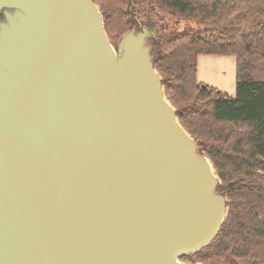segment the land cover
<instances>
[{"label": "water", "instance_id": "water-1", "mask_svg": "<svg viewBox=\"0 0 264 264\" xmlns=\"http://www.w3.org/2000/svg\"><path fill=\"white\" fill-rule=\"evenodd\" d=\"M0 264H203L219 178L147 40L93 0H0Z\"/></svg>", "mask_w": 264, "mask_h": 264}, {"label": "trees", "instance_id": "trees-1", "mask_svg": "<svg viewBox=\"0 0 264 264\" xmlns=\"http://www.w3.org/2000/svg\"><path fill=\"white\" fill-rule=\"evenodd\" d=\"M93 1L115 46L127 30L147 26L142 20L145 2L211 30L206 35L181 32L148 38L164 94L210 160L220 181L217 190L227 198V215L213 240L180 259L264 264V0ZM240 19L247 22L234 23ZM202 54L234 56V96L198 82Z\"/></svg>", "mask_w": 264, "mask_h": 264}, {"label": "rangeland", "instance_id": "rangeland-1", "mask_svg": "<svg viewBox=\"0 0 264 264\" xmlns=\"http://www.w3.org/2000/svg\"><path fill=\"white\" fill-rule=\"evenodd\" d=\"M142 20L152 26L155 36L167 38L181 32H195L203 35L210 34L209 28H204L197 20L183 18L163 13L149 7L144 3ZM242 19L236 24H245ZM115 47L114 43H111ZM148 44V40H147ZM235 58L233 55H208L198 56L197 80L202 85L215 87L226 95L235 94ZM180 261L186 262L184 260Z\"/></svg>", "mask_w": 264, "mask_h": 264}, {"label": "flooded vegetation", "instance_id": "flooded-vegetation-1", "mask_svg": "<svg viewBox=\"0 0 264 264\" xmlns=\"http://www.w3.org/2000/svg\"><path fill=\"white\" fill-rule=\"evenodd\" d=\"M1 19H2V18H0V20H1ZM148 25H150V24H147V26H148Z\"/></svg>", "mask_w": 264, "mask_h": 264}]
</instances>
